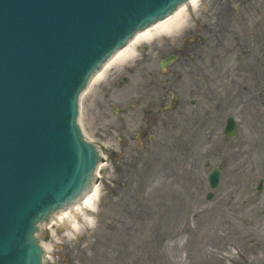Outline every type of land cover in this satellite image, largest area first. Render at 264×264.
Instances as JSON below:
<instances>
[{
  "label": "rangeland",
  "instance_id": "374dc122",
  "mask_svg": "<svg viewBox=\"0 0 264 264\" xmlns=\"http://www.w3.org/2000/svg\"><path fill=\"white\" fill-rule=\"evenodd\" d=\"M213 1L198 0V6L192 12L186 9L180 32L139 43L134 48L133 60L127 62L131 71H136L133 85L139 80L143 67L159 72L160 61L181 43L185 30H192L199 21L214 24L232 19L235 23L221 33V45L215 50L216 56L213 55L218 71L214 76L211 72L207 75L211 91L207 96L199 92L195 99L198 105H203V110L195 115L194 123L180 124L178 129L171 126L178 121L176 112L157 117L165 130L150 131L145 146L152 147L155 152L150 150L151 157L138 164L137 169L141 172L128 176L123 172L128 169L127 161H122L121 157L111 163L103 162L99 171L100 183L97 182L98 200L92 214H78L75 231L70 223L64 225L57 220L51 227H41V242L52 247L46 253L49 258L44 264H113L105 247H98L102 251L96 260V249L89 251L97 217L104 219L101 223L104 228L111 220L121 223L113 226L112 238L108 235L111 232H103L105 241L101 243L116 240L117 249L124 250V243L132 239L134 264H241L245 255L254 253L255 247L250 245L254 237L262 244L264 262V187L260 192H255L252 187L264 178V106L259 97L263 93L256 96L261 87L264 91V66L259 82L248 74L252 73L248 68L253 67L251 57L254 52L257 58L264 59V0H248L253 1L255 6L252 8L258 11V17L246 19L248 24L244 23L245 18L233 12L240 8V2L247 0H218L216 3L220 7L212 10L210 3ZM256 26H262L259 31L261 46L252 54L247 46V55L243 56L240 50L234 49L235 39L242 36L248 42L249 35L244 33L255 34ZM236 63L238 66L244 64L246 75H234ZM123 65L111 66L80 100L82 130L104 155L111 150L126 153L128 134L133 127L132 115L120 113L132 86L127 83L116 88L115 82L124 76L130 78L131 71L120 72ZM202 66L199 65L200 68L207 67L206 61ZM175 69L176 65H172L159 77H168ZM114 76L118 78L113 80ZM183 83L182 93L190 99L193 96L189 88L190 77L185 76ZM198 89H204L201 82ZM212 95L214 99L207 103ZM170 102L173 104L176 99L171 98ZM210 106L214 107L213 113ZM228 116L234 117L238 125L237 136L231 140L222 134ZM115 127H119L126 137H117ZM156 138L164 142L159 145ZM161 145L164 149L159 152ZM143 146L137 144V148ZM205 163L210 166L206 168ZM214 167L221 168V176L214 196L208 202L205 199L209 192L207 175ZM138 214L141 218L144 216L142 222L136 220Z\"/></svg>",
  "mask_w": 264,
  "mask_h": 264
},
{
  "label": "water",
  "instance_id": "95a60500",
  "mask_svg": "<svg viewBox=\"0 0 264 264\" xmlns=\"http://www.w3.org/2000/svg\"><path fill=\"white\" fill-rule=\"evenodd\" d=\"M184 1L0 0V264H42L37 224L89 189L100 158L75 118L90 74Z\"/></svg>",
  "mask_w": 264,
  "mask_h": 264
},
{
  "label": "flooded vegetation",
  "instance_id": "af4514ba",
  "mask_svg": "<svg viewBox=\"0 0 264 264\" xmlns=\"http://www.w3.org/2000/svg\"><path fill=\"white\" fill-rule=\"evenodd\" d=\"M216 2H218V0H214L212 3H210L212 4V10L220 7V4H217ZM252 2L253 1L248 0L245 2L242 1L240 2V8L238 10H233V12L237 13L240 18H245V24H248V21L246 19L258 17V11L252 8L253 6H255V4ZM221 7L224 6L221 5ZM215 12L216 11L212 13L213 17H215ZM255 21L260 22L258 20ZM233 23L235 22L230 18H227L222 23L217 21L214 24H204L202 23V21H199L198 25L196 24L195 27L185 35L181 43L173 47V50L169 52L165 57L168 58L169 56L173 55L174 59L166 64L163 69H160L158 73H154L143 67L141 70L142 73L140 74V78L136 84L133 83L132 85V81L134 79L136 71H131V67L125 68L128 72L131 71V73L129 74V80H126L125 76L121 77V75L119 76L121 77V80H118L117 76L113 77V80L117 79L115 81L117 85L116 88H122L123 85L127 83L132 86L131 91L128 92L127 97L124 99V106L120 108V113H127V115L129 114V116L132 115L131 119L133 127L130 129V132L128 134V140L129 142H132V145L127 142L126 146L128 153H120L119 155H117L115 153L109 152L108 154V157L110 160H112V162H114L116 158L120 157V155L122 156V161H125V157L127 156L126 161L128 169L124 170L123 172H127L128 176H132L137 172H141L137 169L138 164L145 162L147 158L151 157L150 150H152V147L148 148L145 146L148 142V139L150 138V131H154L156 129H158L159 131L165 130L164 125H162L161 121L152 120L151 115L153 117H163V115L165 114L176 112L178 121L171 126L174 129H178L180 124H187L188 122L194 123L195 115L199 111L203 110V105H198V102L195 99L197 98L199 92H202L203 95L207 96V93L211 91L210 89L212 88V86L207 75L211 72V74L214 76L218 71V69H215L216 63L214 62L213 55H215V50H217L221 45L220 40L223 39V35L221 33H225L228 29H231ZM261 28L262 26H256L255 29L258 31H255V34L244 33L249 35L248 42L246 41V39H243L242 36L235 39L236 45L234 47L236 49H242L241 54L243 56H246L245 48L247 46H249L252 50L251 54L253 53V51H257V47L260 48L261 39L259 31L261 30ZM188 40H190L191 43H187ZM213 43L215 45H213ZM203 55H205L206 58H204ZM205 61L207 67L200 68L199 65L202 66ZM251 61L253 69L248 68V72H253L255 74L256 81L259 82L260 76L262 74L261 71L264 66V59L257 58L256 52H254V57L251 58ZM172 65H176L174 73L168 74V77L160 78L159 75H165L167 70H169ZM132 66L135 67L136 64ZM123 70L124 68H122V71ZM219 70L221 71V69ZM246 71L247 70L244 68V64H242L241 66H238L237 63L235 64V76H244L246 75ZM185 76L190 77L189 88L192 91L193 95L190 99H188L189 97L182 93L184 86L183 78ZM195 82L198 83L194 85ZM200 82L204 87V89L201 91H199L198 89V84ZM257 85L260 86V83H257ZM261 88L257 92L256 96L263 93V95L259 97L261 99V104L264 106V91H262ZM171 98H175L176 102L172 104L170 102ZM208 102H211V100ZM211 108L212 109L209 108V110L212 111L213 107ZM114 131L117 137H126L124 133L121 132L119 127H115ZM155 140L159 139L156 138ZM163 142V139L159 140V145ZM137 143L143 144L144 146L142 148H137ZM161 147L162 148L159 149V152H162V149H164V146L161 145ZM152 151L155 152V149H153ZM102 222H104V219L98 220L95 228L94 238L92 242H90L89 246V251H91L92 248L96 249V251H94V260L101 257L102 250H98V247H105V250L109 251L111 255V261H113V264H134V252L131 245L132 239L127 240V242L124 243V250L117 249L116 240H111L108 244L101 243L105 241L103 238V232H111V234L108 235L112 238L113 226L121 223L112 221L106 224L107 226L104 228L101 227ZM250 245H253L255 247L254 253L245 255L244 260L241 261V264H263L261 258V242L254 237L253 239H251ZM128 248H131V251H129ZM211 254L213 253L210 252V255Z\"/></svg>",
  "mask_w": 264,
  "mask_h": 264
},
{
  "label": "bare ground",
  "instance_id": "6f19581e",
  "mask_svg": "<svg viewBox=\"0 0 264 264\" xmlns=\"http://www.w3.org/2000/svg\"><path fill=\"white\" fill-rule=\"evenodd\" d=\"M197 6L198 0H189L187 3L183 4L178 10H175L168 19L160 20L157 23L150 25L143 31H140L138 35L129 43H127L124 48L115 52V54L111 56V59H108L106 61V64L101 67L100 73H94L93 79L87 85V91H89L90 87L94 86L99 80H101L105 72L111 66L125 64L131 59H133L134 48L139 43L149 41L152 38L159 37L161 35L171 36L177 34L185 23V18L187 15L186 9L194 10V8H196ZM84 93H86V91ZM101 166L102 164L100 165V167ZM98 193L99 192L97 185L92 184L91 190L88 192L85 199H82L81 202L68 208L66 210V213L55 214V216L51 218L49 225H52L57 220L64 225L70 223L71 228L76 230L78 228V226L76 225L77 215L83 213L84 211H90L93 209ZM42 246L44 248V251L47 252H50L52 248L50 245L44 243L42 244Z\"/></svg>",
  "mask_w": 264,
  "mask_h": 264
}]
</instances>
